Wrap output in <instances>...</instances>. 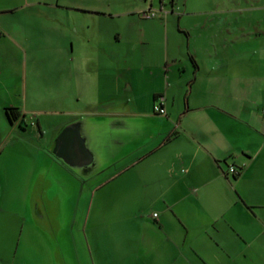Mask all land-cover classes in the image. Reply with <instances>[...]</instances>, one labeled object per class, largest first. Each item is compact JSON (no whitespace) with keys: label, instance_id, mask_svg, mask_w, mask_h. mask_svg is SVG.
<instances>
[{"label":"crops","instance_id":"obj_1","mask_svg":"<svg viewBox=\"0 0 264 264\" xmlns=\"http://www.w3.org/2000/svg\"><path fill=\"white\" fill-rule=\"evenodd\" d=\"M124 1L0 0V57L14 67V86L0 81V180L26 186L0 191V244L20 243L29 185L43 214L54 183L97 179L94 194L122 200L133 264H264L261 20L251 5L186 0L176 27L136 16L125 27ZM40 57L50 97L34 80Z\"/></svg>","mask_w":264,"mask_h":264},{"label":"rangeland","instance_id":"obj_2","mask_svg":"<svg viewBox=\"0 0 264 264\" xmlns=\"http://www.w3.org/2000/svg\"><path fill=\"white\" fill-rule=\"evenodd\" d=\"M142 1L125 0L124 4L119 7V10L133 12L132 15L125 13L127 15L118 19L125 27H128L131 22L136 24L135 16L140 18V12L147 9L141 8ZM185 1L174 0L171 4L170 0H155L152 9L159 11L156 18L164 20L169 17L172 19V25L176 27L179 13L182 11V4ZM200 1L205 3L232 2L239 6L251 5V18L261 20L262 23L258 26L264 31V0ZM163 11H166V15ZM24 12H16L13 18H17ZM255 26L253 25V30H256V28L254 29ZM29 63L30 61H28ZM48 63L50 60L40 57L36 58L31 66L35 72L34 80L38 89L43 95L50 97L49 91L52 88H48L47 78L44 76V72L51 66ZM13 68V64H9L8 61L6 62L0 57V69L4 72L0 81L3 80V84L10 87L14 86V82L11 80L12 78H8L7 74ZM17 98L18 105L23 110L21 96H17ZM44 107H50V105ZM29 116L27 114L25 119H27L28 126L32 130L33 136L31 137L34 139L30 140L31 137H29L27 145L33 147L32 141L33 144L38 141L34 135L37 132V127L30 125L33 119H30ZM66 116L61 114L54 116V118L62 119ZM51 135L50 130H48L46 135L48 141ZM4 175L5 169L3 167L0 169L2 180ZM2 180H0L2 194L12 192L11 188H18L23 192L26 187L23 183L6 186L2 184ZM96 180L91 179L85 184H81L80 181L74 184L68 182L54 183L50 195H57L58 199L52 202L46 201L48 209L43 214L39 211L41 210L40 207H37L31 198L35 186L29 185L27 220L24 223V232L21 234L20 243L16 245L15 242H11L10 246L6 243L0 244V264H133L135 252L132 245H135V241L134 238L132 239V233L119 230L121 227L120 212L122 208L120 203L122 200L116 195L110 196L108 188L99 189L94 194ZM126 203L132 204L133 202L128 200ZM126 225L131 228L132 224L127 222Z\"/></svg>","mask_w":264,"mask_h":264},{"label":"built area","instance_id":"obj_3","mask_svg":"<svg viewBox=\"0 0 264 264\" xmlns=\"http://www.w3.org/2000/svg\"><path fill=\"white\" fill-rule=\"evenodd\" d=\"M164 12V15H166V11H163ZM159 15V11L155 10V9H145L143 11L140 12V16L142 18H155ZM154 105H153V109H154V112L156 113H159V114H166V110L164 108V101H165V97L164 95H158L155 97V100H154ZM262 112L264 113V108L262 109ZM228 172L230 174H237L239 172V170L235 167V166H230L229 169H228ZM151 216L156 218L158 217V213L157 212H152L151 213Z\"/></svg>","mask_w":264,"mask_h":264},{"label":"trees","instance_id":"obj_4","mask_svg":"<svg viewBox=\"0 0 264 264\" xmlns=\"http://www.w3.org/2000/svg\"><path fill=\"white\" fill-rule=\"evenodd\" d=\"M170 1H171V4H173L174 0H170ZM7 110H8V113H9V117L12 120H15L17 118V115H18L17 108H7Z\"/></svg>","mask_w":264,"mask_h":264},{"label":"flooded vegetation","instance_id":"obj_5","mask_svg":"<svg viewBox=\"0 0 264 264\" xmlns=\"http://www.w3.org/2000/svg\"><path fill=\"white\" fill-rule=\"evenodd\" d=\"M64 150H66V148H64ZM65 153H67V150L65 151Z\"/></svg>","mask_w":264,"mask_h":264}]
</instances>
